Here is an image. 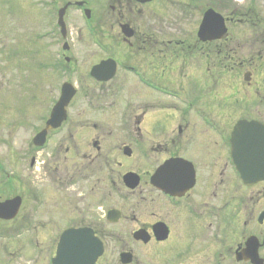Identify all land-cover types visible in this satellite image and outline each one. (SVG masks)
I'll list each match as a JSON object with an SVG mask.
<instances>
[{
  "label": "flooded vegetation",
  "instance_id": "af4514ba",
  "mask_svg": "<svg viewBox=\"0 0 264 264\" xmlns=\"http://www.w3.org/2000/svg\"><path fill=\"white\" fill-rule=\"evenodd\" d=\"M43 6L48 56L34 75L61 79L55 92L68 84L75 96L67 119L26 154L43 185L17 171L0 183V202L14 198L17 207L13 219H0V240L16 245L3 246L5 256L18 264H264V0ZM72 10L81 23L70 27ZM172 77L204 81L205 101ZM224 79H241V104L230 115L215 113L229 112L228 97L213 95ZM78 95L84 108L72 119ZM106 96L116 103L102 102ZM179 105L184 119L175 116ZM117 107L120 119H83ZM237 123L238 169L231 152Z\"/></svg>",
  "mask_w": 264,
  "mask_h": 264
},
{
  "label": "rangeland",
  "instance_id": "374dc122",
  "mask_svg": "<svg viewBox=\"0 0 264 264\" xmlns=\"http://www.w3.org/2000/svg\"><path fill=\"white\" fill-rule=\"evenodd\" d=\"M46 1L49 0H0V164L2 163L5 174L13 177L17 171L28 183L32 180L39 185H43V181L40 180V176L34 175L33 177L28 168L29 157L26 154L30 149V139L35 130L42 126L43 111L58 97L55 89L61 80L51 74L48 76L47 73L42 74L40 70L35 76L33 70L36 63L46 61L48 56L45 50L47 39L44 37L47 31V19L43 4ZM80 17L82 18V16ZM67 23L70 27L80 24L78 13L70 11ZM71 32L73 33L72 39H75L77 31L71 29ZM174 79L175 85L180 84L186 87L188 95L203 99V95L199 92L203 89L204 81L185 84V79ZM220 82L222 84L214 86L216 89L213 92L214 99L222 100L224 97H228L226 102L229 112L217 109L215 113L218 115L219 113L221 115L229 113L230 115L233 109H238V107L231 106L241 104L243 97L242 90H240L241 79H224ZM225 86L228 91L225 90ZM89 87L92 86L89 85ZM51 88L54 90L53 93L50 92ZM207 91H210V87ZM106 97L102 102L116 103L117 101L113 96ZM203 101L205 100L203 99ZM84 102V96L76 97L73 102L74 107L70 110L72 119H77V116L82 112ZM180 107L182 106L179 105L180 111L177 110L175 116L178 119H184L180 114L182 112ZM194 109L195 107L192 108V111ZM119 110L118 107L110 108L104 112L105 115H98L99 117L87 111L83 119L99 120L109 117L120 119L122 116ZM167 114L168 112H165L164 116L167 117ZM239 115L240 111L235 110L230 126L238 120ZM41 162L42 159H39L38 168L41 167ZM4 179L5 175L0 173V183ZM13 188L5 187L4 190L10 194L13 192ZM17 240L25 246L24 239H16V242ZM13 242H15L14 239L0 240V264H18L19 259L16 256L6 257L2 248L3 246H16ZM9 253L13 254L12 251Z\"/></svg>",
  "mask_w": 264,
  "mask_h": 264
},
{
  "label": "water",
  "instance_id": "95a60500",
  "mask_svg": "<svg viewBox=\"0 0 264 264\" xmlns=\"http://www.w3.org/2000/svg\"><path fill=\"white\" fill-rule=\"evenodd\" d=\"M64 13V11H61L60 13V21L62 19V14ZM207 15H213L214 17H219L218 15L214 14L213 12H208ZM206 15V16H207ZM73 92L68 90H64L58 103L55 105V107L53 108V111L51 113V117L47 123V127L48 128H56L57 126H59L60 122L63 121L65 119V107L68 104V102L70 101V99L72 98ZM239 130H241V124L238 123L236 124L233 133H232V140L237 143V137L239 134ZM44 136H45V131H43L38 137H37V141L35 142L36 144H41L44 140ZM128 177V176H127ZM15 204V199L11 200V201H6L3 204H0V217L1 218H12L15 213H16V205ZM81 232H84V230H82ZM89 238V237H87ZM62 243L60 244V248H62ZM77 248V247H76ZM98 253H93V259L98 256V254H100V251H97ZM92 261V260H91ZM89 261V262H91Z\"/></svg>",
  "mask_w": 264,
  "mask_h": 264
}]
</instances>
